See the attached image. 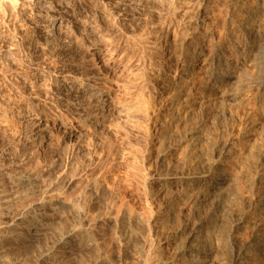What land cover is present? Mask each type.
Here are the masks:
<instances>
[{
	"label": "rangeland",
	"instance_id": "obj_1",
	"mask_svg": "<svg viewBox=\"0 0 264 264\" xmlns=\"http://www.w3.org/2000/svg\"><path fill=\"white\" fill-rule=\"evenodd\" d=\"M28 1L15 0L14 4L17 3L13 10L4 7L0 9V264H141L143 260H146L143 261L145 264H176V262L181 264V260L188 257V253L181 257L175 255L177 241L174 234L177 224L181 225L184 218L182 216L175 220L169 215L168 201L173 187H168L164 181H176L182 175L180 166L183 167L184 162L179 154L185 143H182V146L177 144L183 139L184 130L192 124L200 128L195 141L199 148V145L203 147L204 152L208 153L205 151L206 142L202 140L210 135L207 132L211 130V134L219 132L226 137L237 134L238 142L250 144L248 149L239 147V149L242 148L240 153L238 149L234 155L243 153L246 156V152L249 153V149L254 147L252 157L257 159L258 146L264 147L262 143L264 142V117L256 115L257 112L250 113L248 106L234 96L238 88L241 89L240 91L243 90V93L246 90L248 97L253 98L251 101L254 103L251 101L250 103L256 104L255 106L261 105V99L256 95V88L248 83L264 77V26H261L264 25L262 19L264 16L255 21L260 42L252 51H249L247 39L234 43L229 34L227 26L230 23L231 4L228 0H209L211 14L208 12L210 18L208 17L209 22H207L211 32L206 40H202L199 36L201 24L198 23V13L202 0ZM217 13L221 18L217 16ZM260 19L263 21L259 23ZM62 20H67L62 31L46 33V29L57 26L56 23ZM86 25H91L97 32L95 39L101 43L100 51H107L105 58L109 56L110 65H104L90 57L94 51L90 44L94 39ZM191 43L205 47L201 58L208 55L210 48L221 44L215 57L218 58L222 54V56L233 58L235 62H232L227 70L236 65L237 76L230 81L221 80L220 75L224 71V66L219 65L216 59L208 61L207 67L203 66L202 69L199 64L192 74L197 80L200 77L198 82L202 81L199 85L202 87L200 95L203 98L198 96L199 99L195 103L198 101L199 103L194 104L191 119L186 122L179 115L172 118L169 114L168 100L165 99L167 97L161 90L163 91L166 85L162 79L174 77ZM231 46L234 47L231 48ZM258 49H261L260 53ZM254 51L257 55H254ZM88 57L92 58L91 61ZM115 68H118V71L115 72L113 70ZM164 69L169 72H165ZM214 78L221 83L219 90L214 83ZM90 80H95L98 86L94 97L86 93L84 89L85 84ZM252 90L254 92H251ZM107 96L112 98L113 107L111 110L101 111L100 107L104 105L101 103ZM100 98L103 99L102 102ZM91 100L96 101L91 102ZM115 102L117 104H114ZM143 103L144 105L139 106ZM236 104L241 107L236 108ZM149 105L150 109H148ZM203 106L207 107V110L204 111ZM229 110L230 112H227ZM216 113L219 116L215 115ZM222 113L225 115H223L224 119H222ZM232 113L233 116H230ZM236 114L238 117L235 116ZM192 115L198 119H194ZM251 115L255 116V119ZM170 116L171 125L165 127L164 122L169 120ZM204 123L209 125L208 128H205ZM201 127L206 129H204L205 138L201 136L204 134ZM242 127L246 128L241 131ZM255 130L258 131L255 132ZM251 132H255L254 135ZM249 137H251L250 141H248ZM252 139L256 142L253 143L254 146H252ZM165 140L169 143L164 142ZM180 147L182 150L178 149ZM163 154L167 156L164 160L166 162L160 161ZM228 159L227 165L231 161ZM173 160L174 163L177 162L176 165L169 163ZM245 160L244 165L242 164V171H244H241L237 177L239 182L236 179L235 183L229 184L226 190V199L230 196L228 199L230 201L227 200V202L231 203V206H234L232 199L239 189L242 190L238 191L239 194L245 195V198L250 196L251 174L256 171L251 165L254 163L249 165V162ZM167 164L173 167L170 168ZM230 164L229 169L232 166ZM244 166L249 167L246 169ZM198 167L199 170L197 168L194 172L203 170L202 166ZM249 175L250 182L247 180ZM244 191H247V194H244ZM115 209H117L116 212ZM129 210L133 211V217L129 214ZM163 211H168V214L162 213ZM160 212L162 214H159ZM224 214L226 216L223 215L218 229L216 226V229L210 230L206 228L207 225H203L196 242L198 247H202L198 243H201V239L207 238L205 242L208 244H205V247L208 245V248L211 246L210 248L215 250L213 257L215 264L221 262L222 258L226 260L228 255L226 248L231 239H235L240 244V242L244 243L250 235L249 230L244 226L233 228L234 223L227 218V213ZM141 216L147 218L146 222ZM168 218L170 221L167 220ZM180 219L181 221L178 222ZM207 231H209L208 235L205 234ZM217 231L221 233L218 234ZM210 235L212 238L209 237ZM221 245L223 248L220 247ZM216 246L219 247L216 248ZM153 248L160 250V254L155 253L156 250ZM156 256L159 258L155 259ZM215 257L218 258L216 261ZM151 259L156 261L152 262Z\"/></svg>",
	"mask_w": 264,
	"mask_h": 264
},
{
	"label": "bare ground",
	"instance_id": "obj_2",
	"mask_svg": "<svg viewBox=\"0 0 264 264\" xmlns=\"http://www.w3.org/2000/svg\"><path fill=\"white\" fill-rule=\"evenodd\" d=\"M14 1L15 0H0V9H2L3 7L4 8H7L8 10L10 9V10H13L14 9V7H15V4L18 2H16L15 4H14ZM123 1V0H122ZM126 1V0H125ZM132 1H134V0H132ZM152 1V0H151ZM154 1H158V0H154ZM162 1V0H161ZM160 1V2H161ZM165 1H168L169 2V0H165ZM214 1V0H213ZM229 2H230V4H231V9H230V14H229V19H230V23H228L229 25L227 26L228 27V31L230 32L229 34H231V36H232V41H234V43L235 42H240L241 40H246L247 39V41H248V49H249V51H252V49L253 48H255L256 47V45L258 44V42H260L259 41V37L258 36H260L259 35V32L256 30V26L255 25H257L256 23H255V21H256V19H258V18H260V17H262V16H264V0H228ZM28 2H30V0L28 1ZM33 2V1H32ZM172 2V1H171ZM170 2V3H171ZM176 2V1H175ZM178 2V1H177ZM24 3V2H23ZM40 3V2H39ZM126 3V2H125ZM128 3V2H127ZM136 3H138V2H136ZM152 3V2H151ZM162 3V2H161ZM169 3V4H170ZM212 3V2H211ZM160 4V3H159ZM200 4V3H199ZM19 5H20V3H19ZM41 5V4H40ZM42 5H44V4H42ZM131 5H132V3H131ZM134 5V4H133ZM136 5V4H135ZM162 5V4H161ZM173 5V4H172ZM213 5V4H212ZM211 5V6H212ZM227 6V5H226ZM45 7H46V4H45ZM44 7V8H45ZM135 7V6H134ZM169 7V6H168ZM179 7V6H178ZM182 7V6H181ZM48 8V7H47ZM140 8H141V6H140ZM46 9V8H45ZM51 9V8H50ZM50 9H48V10H50ZM167 9V8H166ZM210 9H211V7H210ZM225 9V8H224ZM227 9V8H226ZM229 9V8H228ZM7 10V11H8ZM19 10V9H18ZM17 10V11H18ZM132 10V9H131ZM141 10V9H140ZM174 10V9H173ZM178 10V9H177ZM225 11V10H224ZM223 11V12H224ZM37 12V11H36ZM44 12V11H43ZM43 12L41 13V14H43ZM208 12H209V0H202V2H201V5H200V8H199V13H198V23H200L201 25V31L199 32V36H200V38L202 39V40H206L208 37H209V34H210V32H211V27L208 25V19L210 18L209 17V15H208ZM222 12V11H221ZM228 12V11H227ZM3 13V12H2ZM9 13V12H8ZM7 13V14H8ZM39 13V12H38ZM171 13H172V11H171ZM210 14H211V12H209ZM224 13H226V12H224ZM16 14V13H15ZM104 14V13H103ZM11 15V14H10ZM46 15V14H45ZM132 15H133V12H132ZM172 15V14H171ZM174 15V14H173ZM216 15V14H215ZM220 15H221V13H220ZM213 16V15H212ZM217 16H219L218 15V13H217ZM224 16H226V15H224ZM223 16V17H224ZM1 17V16H0ZM4 17V16H3ZM108 17V16H107ZM209 17V18H208ZM215 17V16H214ZM220 17V16H219ZM49 18V17H48ZM64 18V17H63ZM173 18V17H172ZM216 18V17H215ZM218 18V17H217ZM221 18V17H220ZM225 18V17H224ZM170 19V18H169ZM263 20H264V18H262ZM50 20V19H49ZM68 20V19H67ZM66 20V21H67ZM85 20V19H84ZM89 20V19H88ZM197 20V19H196ZM262 20V21H263ZM66 21L65 20H62V21H59V23H56V25L57 26H52L51 24V26L52 27H50L49 29H46V33H50V32H59V31H62L64 28H65V26H66ZM169 21H171V20H169ZM177 21H178V19H177ZM208 21V22H207ZM213 21H215V20H213ZM212 21V22H213ZM228 21V20H227ZM260 21H261V19L259 20V23H260ZM261 21V22H262ZM57 22V21H56ZM83 22V21H82ZM94 22V21H93ZM229 22V21H228ZM258 22V21H257ZM88 23V22H87ZM86 23V24H87ZM169 23V22H168ZM167 23V24H168ZM176 23V22H175ZM179 23V22H178ZM197 23V22H196ZM20 24V23H19ZM46 24V23H45ZM49 24V23H48ZM97 24V23H96ZM213 24V23H212ZM41 25H43V24H41ZM47 25V24H46ZM46 25L44 26V27H46ZM171 25H173V24H171ZM224 25H225V23H224ZM260 25V24H259ZM258 25V26H259ZM82 26V25H81ZM179 26V25H178ZM197 26V25H196ZM257 26V27H258ZM262 27L264 26V25H261ZM44 27H43V29H44ZM49 27V26H48ZM47 27V28H48ZM68 27V26H67ZM67 27H66V29H67ZM83 27V26H82ZM85 27V26H84ZM86 27L88 28V29H90L91 30V34H92V38L94 39V41H91V46H92V49L94 50V51H92V55H90V57L92 56V58H93V60H99L100 62H102L104 65H110L109 63L111 62L110 61V59L107 57V58H105L106 56H105V54H106V52L107 51H100L101 49H99L100 47L99 46H101V43H99V41L98 40H96L95 39V36H96V31L95 30H93V27L91 26V25H86ZM92 27V28H91ZM95 27V26H94ZM86 28V29H87ZM97 28V27H96ZM100 28V27H99ZM40 29H42V28H40ZM69 29V28H68ZM172 29H174V28H172ZM262 29V28H261ZM45 31V30H44ZM66 31H68V30H66ZM65 31V32H66ZM215 31V30H214ZM88 32V31H87ZM45 33V32H44ZM214 33V32H213ZM237 33V34H236ZM52 34V33H51ZM65 34V33H64ZM67 34V33H66ZM68 34H69V32H68ZM99 34H102V33H100L99 32ZM221 34H223V33H221ZM220 34V35H221ZM236 34V35H235ZM264 34V33H263ZM58 35V34H57ZM87 35H88V33H87ZM193 35V34H192ZM55 36V35H54ZM103 36H104V34H103ZM70 37V36H69ZM224 37V36H223ZM239 37V38H238ZM59 38V37H58ZM67 38H68V35H67ZM228 38V37H227ZM243 38V39H242ZM47 39V38H46ZM98 39V38H97ZM103 39V38H102ZM213 39V38H212ZM230 39H231V37H230ZM56 40V39H55ZM59 40H62V39H59ZM105 40V39H104ZM215 40V39H214ZM213 40V41H214ZM223 40V39H222ZM47 41V40H46ZM101 41H103V40H101ZM193 41V40H192ZM208 41V40H207ZM217 41V40H216ZM219 41V40H218ZM228 41V40H227ZM264 41V40H263ZM262 41V42H263ZM49 42V41H48ZM104 42H106V41H104ZM46 44H47V42H45ZM50 43V42H49ZM196 43V42H195ZM220 43H221V41H220ZM225 43V42H224ZM45 44V45H46ZM52 44V43H51ZM50 44V45H51ZM225 44H227V43H225ZM231 44H233V43H231ZM230 44V45H231ZM84 45V44H83ZM105 45V44H104ZM187 45V44H186ZM212 45V44H211ZM220 45L221 44H217V45H213L214 47H212V48H210V50H208L207 48H206V50H208L209 51V53H207L208 55L204 58H201V56H203V54H204V48L203 47H201V46H199V45H197V44H192L191 43V45H190V48L189 49H187L186 47V53H185V56H184V59H183V62H182V64L180 65V67H179V69L176 71V73L174 74V72H175V70H174V72H173V74H174V77L173 78H171V79H167L166 77L165 78H161L162 80H164V82H166V85L163 87L164 88V90L162 91L161 90V92H162V94H165L166 95V97L167 98H165V99H167L168 100V105H169V107H170V113L169 114H171V116H172V118L174 117V116H176V115H179V116H181V118L184 120V121H189L191 118V111L193 110L192 108H193V106H194V104L195 105H197L198 103H199V101H198V103H195L199 98H198V96L200 95V93H201V85H199L200 84V82L202 83V81H200V82H198V80L200 79V77H198L199 79L197 80V78H196V76H194V74H192L194 71V69L195 68H198V66H199V64H201L200 65V67H201V69H202V67L203 66H206V63H208V61H213V60H215L216 59V61L218 62V64L219 65H221L222 64V66H224L223 68H224V71L221 73V75H220V77H221V80L222 79H225V80H228V81H230V80H233L236 76H237V68H236V65H234V67L232 68V69H229V70H227V67L230 65V64H232V62L234 63L235 61L233 60V58H231L230 56H222V54L220 55V57L218 56V58H216L215 57V55L216 54H218V49L220 48ZM238 45V44H237ZM107 46V45H106ZM105 46V47H106ZM109 46V45H108ZM107 46V47H108ZM84 47V46H83ZM153 47V49H154V45L152 46ZM155 47H158V46H155ZM224 47V46H223ZM232 47H234V46H231V48ZM238 47V46H237ZM242 47V46H241ZM84 48H86V47H84ZM90 49V48H89ZM108 49H110V48H108ZM223 49V48H222ZM228 49H230V48H228ZM238 49V48H237ZM241 49V48H240ZM239 49V50H240ZM88 50V49H87ZM113 50V49H112ZM224 50H225V48H224ZM245 50H246V48H245ZM259 50V49H258ZM257 50V51H258ZM7 51V50H6ZM83 51V50H82ZM90 51V50H89ZM111 51V50H110ZM110 51H108V52H110ZM260 51H261V49L258 51L259 53H260ZM2 52V51H1ZM5 52V51H4ZM223 52V51H222ZM221 52V53H222ZM255 53H254V55L256 54V51H254ZM184 53V52H183ZM206 53V52H205ZM220 53V52H219ZM224 53H225V51H224ZM230 53V52H229ZM228 53V54H229ZM232 53V52H231ZM242 53V52H241ZM10 54V53H9ZM86 54H88V53H86ZM110 55H111V53H109ZM238 54H240V53H238ZM247 54V53H246ZM250 54V53H249ZM206 55V54H205ZM242 55V54H241ZM254 55H253V58H254ZM257 55V54H256ZM10 56V55H9ZM243 56V55H242ZM258 56H259V54H258ZM11 57V56H10ZM117 57V56H116ZM7 58V57H6ZM9 58V57H8ZM91 58V59H92ZM110 58H111V56H110ZM242 58V57H241ZM249 58V57H248ZM260 58V57H259ZM88 59H89V57H88ZM91 59H89L90 61H91ZM118 59V58H117ZM242 59H244V57L242 58ZM255 59V58H254ZM182 60V59H181ZM119 61V60H118ZM240 61V60H239ZM248 61H249V59H248ZM116 62H117V60H116ZM251 63H252V60L250 61ZM93 63V62H92ZM243 63V62H242ZM112 64V63H111ZM241 64V63H240ZM262 64V63H261ZM120 65V64H119ZM210 65V64H209ZM92 66V65H91ZM102 66V65H101ZM112 66V65H111ZM170 66V65H169ZM241 66V65H240ZM256 66V65H255ZM97 67V66H96ZM121 67H123V66H121ZM121 67H120V69H121ZM199 67V68H200ZM207 67V66H206ZM217 67V66H216ZM244 67V66H243ZM93 68H95V67H93ZM107 68V67H106ZM114 68V67H113ZM178 68V67H177ZM257 68H259L258 66H257ZM99 69H101V68H99ZM102 69H103V67H102ZM119 69V70H120ZM97 70V69H96ZM115 72L116 71H118V68L116 69H113ZM122 70V69H121ZM165 70V72H169V70H166V69H164ZM210 70H211V68H210ZM216 70V69H215ZM214 70V71H215ZM220 70V69H219ZM259 70H260V68H259ZM259 70H258V72H259ZM213 71V70H212ZM96 72H98V70L96 71ZM112 72V71H111ZM172 72V71H171ZM199 72V71H198ZM197 72V73H198ZM206 72V71H205ZM260 72H262V71H260ZM119 73V72H118ZM117 73V74H118ZM159 73V72H158ZM161 73V72H160ZM211 73V72H210ZM101 74V73H100ZM117 74H115V75H117ZM162 74V73H161ZM164 74V73H163ZM212 74V73H211ZM62 75V74H61ZM66 75V74H65ZM64 75V76H65ZM213 75V74H212ZM254 75V74H253ZM96 76V75H95ZM201 76V75H200ZM206 76V75H205ZM262 76V75H261ZM83 77V76H82ZM109 77V76H108ZM113 77V76H112ZM172 77V76H171ZM207 77V76H206ZM60 78H61V76H60ZM73 78V77H72ZM100 78V77H99ZM102 78H105V77H102ZM110 78V77H109ZM238 78V77H237ZM255 78V77H254ZM253 78V79H254ZM35 79V78H34ZM78 79V78H77ZM106 79H108V78H106ZM207 79V78H206ZM253 79H251V80H253ZM100 80V79H99ZM104 81V80H103ZM207 81V80H206ZM235 81V80H234ZM236 81H237V79H236ZM235 81V82H236ZM59 82V81H58ZM61 82V81H60ZM85 82V81H84ZM98 82V81H97ZM203 82H204V80H203ZM238 82V81H237ZM236 82V83H237ZM248 82V81H247ZM109 83V82H108ZM207 83V82H206ZM214 83L216 84V87L218 88V90H219V87L221 86V83H220V81H217V78H214ZM219 83V84H218ZM228 83H230V82H228ZM244 83V82H243ZM59 84V83H58ZM70 84V83H69ZM74 84V83H73ZM104 84H105V82H104ZM115 84V83H114ZM231 84H233V82L231 83ZM248 84H252V86H254V88H256L255 89V91L257 90V92H256V95L258 96V97H260L259 99H261V105H258V106H255V105H252L251 103H250V101H251V98H252V96H251V98H249L248 97V93H245V91H244V93H243V90L242 91H240L241 89H239L238 88V91H237V93L235 94V96H234V98H236V99H239L238 101H241V102H244L245 104L244 105H246V106H248V109H249V112L250 113H253V112H257V114L256 115H261L262 117H264V77H262V78H257V80H254L253 81V83H248ZM79 85V84H78ZM102 85V84H101ZM108 85H110V84H108ZM211 85V84H210ZM209 85V86H210ZM227 85V84H226ZM230 85V84H229ZM247 85V84H246ZM205 86V85H204ZM207 86V85H206ZM208 86V87H209ZM224 86V85H223ZM249 86V85H248ZM58 87H60V86H58ZM67 87V86H66ZM71 87V86H70ZM98 86H96V82H95V80H90V81H88L86 84H85V86H84V89H85V91H86V93H88V94H92V96L93 95H96L95 94V92H96V89H98L97 88ZM211 87H212V85H211ZM210 87V88H211ZM215 87V88H216ZM227 87V86H226ZM231 87V86H230ZM64 88V87H63ZM104 88V87H103ZM109 88H111V87H109ZM224 88V87H223ZM232 88H233V86H232ZM235 88V87H234ZM70 89V88H69ZM107 89V88H106ZM112 89H114V88H112ZM206 89H207V87H206ZM209 89V88H208ZM231 89V88H230ZM74 90V89H73ZM72 90V91H73ZM111 90V89H110ZM115 90V89H114ZM204 90V89H203ZM202 90V91H203ZM210 90V89H209ZM212 90V89H211ZM210 90V91H211ZM227 90V89H226ZM226 90H225V93H226ZM231 90H233V89H231ZM236 90H237V87H236ZM236 90H234V92L236 91ZM76 91V90H75ZM82 91V90H81ZM222 91H224V89L222 90ZM74 92V91H73ZM102 92V91H101ZM156 92V91H155ZM208 92V91H207ZM213 92H214V90H213ZM247 92H249V91H247ZM251 92H254L253 90L251 91ZM75 93V92H74ZM85 93V94H86ZM212 93V92H211ZM227 93H228V91H227ZM233 93V92H232ZM78 94V93H77ZM79 94H81V93H79ZM203 94H204V92H203ZM220 94H222V92H220ZM252 94V93H251ZM84 95V94H83ZM100 95V94H99ZM106 95V94H105ZM108 95H110V94H108ZM209 95V94H208ZM226 95V94H225ZM253 95V94H252ZM88 96V95H87ZM104 96V95H103ZM113 96V95H112ZM164 96V95H163ZM216 96V95H215ZM250 96V95H249ZM86 97V96H85ZM89 97H91V96H89ZM94 97V96H93ZM115 97H116V95H115ZM158 97V96H157ZM161 97V96H160ZM200 97H201V95H200ZM206 96H204V98H205ZM221 97V96H220ZM255 97V96H254ZM103 98V97H102ZM102 98H100V99H102ZM164 98V97H163ZM201 98H203V97H201ZM90 99V98H89ZM95 99V98H94ZM117 99V98H116ZM140 99V98H139ZM206 99V98H205ZM212 99V98H211ZM222 99V98H221ZM228 99V98H227ZM235 99V100H236ZM253 99V98H252ZM85 100V99H84ZM203 100V99H202ZM93 101H96V100H91V102H93ZM103 101V99L101 100V102ZM204 101V100H203ZM202 101V102H203ZM222 101V100H221ZM227 101V100H226ZM237 101V100H236ZM82 102V101H81ZM84 102V101H83ZM100 102V103H101ZM137 102H138V100H137ZM252 102V101H251ZM87 103V102H86ZM96 103V102H95ZM140 103H142V102H140ZM206 103V102H205ZM208 103V102H207ZM252 103H254V102H252ZM259 103V104H260ZM87 104H89V103H87ZM91 105H92V103H90ZM89 104V105H90ZM101 104H104V105H102L101 107H100V109H101V111L102 110H105V111H108V110H111V108L113 107V102H112V98L111 97H105L104 98V101L101 103ZM114 104H117L116 102L114 103ZM138 104V103H137ZM210 104V103H209ZM208 104V105H209ZM231 104H232V101H231ZM94 105V104H93ZM92 105V106H93ZM119 105V104H118ZM135 106H136V104H134ZM142 105H144V103L143 104H141V105H139V106H142ZM200 105V104H199ZM198 105V106H199ZM203 105V104H202ZM201 105V106H202ZM206 105V104H205ZM207 105V106H208ZM98 106V105H97ZM116 105H114V107H115ZM138 106V105H137ZM136 106V107H137ZM138 106V107H139ZM232 106V105H231ZM230 106V107H231ZM237 106H239V105H237L236 104V108H237ZM117 107V106H116ZM204 107V106H203ZM239 107H241V106H239ZM143 108V107H142ZM151 107H150V105H149V108L148 109H150ZM199 107H197V109H198ZM205 108V107H204ZM207 108V107H206ZM204 109V111L205 110H207V109ZM88 109V108H87ZM138 109V108H137ZM203 109V108H202ZM99 110V109H98ZM113 110V109H112ZM142 110V109H141ZM147 110V109H146ZM152 110V109H151ZM167 110V109H166ZM214 110V109H213ZM95 111V110H94ZM136 111V110H135ZM140 111V110H139ZM145 111V110H144ZM143 111V112H144ZM110 112V111H109ZM142 112V111H141ZM141 112H139L140 114H141ZM152 112V111H151ZM150 112V113H151ZM193 112V111H192ZM202 112H203V110H202ZM212 112V111H211ZM227 112H230V110L229 111H227ZM236 112V111H235ZM99 114H100V112H98ZM153 113V112H152ZM195 113V112H194ZM199 113H201V112H199ZM204 113H206V112H204ZM218 113V112H217ZM217 113L215 114V115H217ZM219 113H221V112H219ZM218 113V114H219ZM224 113V112H223ZM222 113V119H224L223 118V114ZM32 114V113H31ZM62 114V113H61ZM96 114V113H95ZM108 114V113H107ZM107 114H106V116H107ZM145 114V113H144ZM166 114V113H165ZM226 114V113H225ZM245 114V113H244ZM2 115H3V113H2ZM8 115V114H7ZM60 115V114H59ZM201 115V114H200ZM202 115H203V113H202ZM214 115V114H213ZM247 115V114H246ZM250 115V114H249ZM36 116V115H35ZM62 116V115H61ZM102 116V115H101ZM105 116V117H106ZM145 116V115H144ZM169 116V115H168ZM171 116H170V118H168L169 120H166L165 122H164V125H165V127H168L169 126V124H170V122H171ZM193 116V115H192ZM195 116H197V114L195 115ZM210 116V115H209ZM217 116H219V115H217ZM225 116V115H224ZM230 116H233V113H232V115H230ZM235 116H237V114L235 115ZM243 116V115H242ZM245 116V115H244ZM243 116V117H244ZM251 116H253V115H251ZM4 117V116H3ZM3 117H2V119H3ZM100 117V116H99ZM104 117V116H103ZM166 117V116H165ZM194 117V116H193ZM205 117V116H204ZM208 117V116H207ZM238 117V116H237ZM249 117V116H248ZM247 117V118H248ZM254 117V119H255V116H253ZM66 118V117H65ZM214 118H215V116H214ZM217 118V117H216ZM228 118V117H227ZM233 118V117H232ZM240 118V117H239ZM251 118V117H250ZM249 118V119H250ZM1 119V118H0ZM165 119V118H164ZM179 119V118H178ZM194 119H198V118H196V117H194ZM199 119H201L200 117H199ZM202 119H203V117H202ZM212 119H213V116H212ZM211 119V120H212ZM236 119V118H235ZM241 119V118H240ZM252 119V118H251ZM263 119V118H262ZM66 120V119H65ZM225 120H227V119H225ZM234 120V119H233ZM257 120V119H256ZM197 121H199V120H197ZM216 121V120H215ZM221 121V120H220ZM228 121V120H227ZM229 121H230V119H229ZM241 121V120H240ZM250 121V120H249ZM253 121H255V120H253ZM263 121H264V119H263ZM263 121H262V123H263ZM59 122V121H58ZM163 122V121H162ZM192 122V121H191ZM202 122V121H201ZM246 122H248V121H246ZM28 123H30V122H28ZM182 123V122H181ZM249 123V122H248ZM255 123H256V121H255ZM258 123V122H257ZM260 123V122H259ZM58 124V123H57ZM173 124V123H172ZM175 125H176V123H174ZM173 124V125H174ZM205 124V128H208V126L206 125V123H204ZM208 124V123H207ZM236 124H237V122H236ZM253 124V123H252ZM171 125V124H170ZM193 125V124H192ZM191 125V127H187L186 129L185 128H183V129H185L184 130V134H182V135H184L183 136V139L181 140V141H178L179 143L177 144V146L178 145H181L182 143H185V145H183L184 147H183V150L181 149V147L180 148H178V149H181L182 150V152L179 154V155H181L180 157L182 158V162H184V164H183V167L182 166H180V164H179V166L182 168V170L180 169V172H181V176L178 178V180H176V181H170V182H168V181H164V182H166L165 184L168 186V187H173V190H171L172 191V193H171V195L169 196V203H170V205H169V212L168 211H165L166 213L168 212L169 213V215L171 216V218L173 217L175 220H178L180 217H182L183 216V218H184V222H182V224L180 225L179 223L177 224L178 226H177V228H176V230H175V234H174V238H175V241H177V245H175L176 246V248H175V250H176V252H175V255L176 256H180L181 257V255L183 256L184 254H187L188 253V257L185 259L184 257V259H182L181 260V264H215V263H213V257H214V254H215V250L213 249V248H208V245H206V247H205V244H208V243H206L205 241H207V240H205V239H207V238H205L204 240L203 239H201L202 241H201V243L199 242L198 244H201V246L202 247H198L197 246V244H196V242L198 241L197 239L200 237V234H201V230H202V227H203V225H207V229L209 228L210 230H212L213 228H215L216 226H217V229H218V225L220 226V222L222 221V218H223V215H225L226 216V214H224V213H227V218H229L230 219V222H233L234 224H233V228H236V227H240L241 228V226H244V228H247L248 230H249V232H250V235H249V238L244 242V243H241L240 242V244H238L237 242H236V240L235 239H231L230 240V243L227 245V246H225V245H223V246H225V247H227L226 249H228V252L227 251H225V252H227L228 253V255H227V258H226V260H224V258H222L223 260L221 261V262H217L216 264H264V147H263V145H262V143L264 144V142H260V141H258L259 143H261V147L260 146H258L259 148L257 149V151H258V155H257V159H254L253 157H252V153L254 154V152H252V149L254 148V147H249L250 149V151H249V153L248 152H246L247 153V155L246 156H244L243 155V153H242V155L240 154V155H234V153L239 149V147H243V148H247L248 149V145L250 144L249 142V144L247 145V143H244V144H242V143H240V142H238L237 140V134L234 136V134H232V136H229V137H226L225 135H223V134H221V133H210L211 132V130H210V132L208 131L207 133H209L210 135L209 136H207L206 138H207V140H206V138H205V133L206 132H204V129H203V127H201L202 128V130H203V132H204V134H201V136L203 135V138H205V140H202V141H205L204 143V145H205V151H207L208 153H206V152H204V150H203V147H201V145H199L200 146V148L198 147V145H197V141H195V138H196V135L197 134H199L200 133V128H198V127H196L195 125L194 126H192ZM223 125V124H222ZM228 125V124H227ZM247 125V124H246ZM255 125V124H254ZM258 125V124H257ZM37 126V125H36ZM53 126V125H52ZM51 126V127H52ZM160 126H161V124H160ZM180 126V125H179ZM186 126V125H185ZM185 126H183V127H185ZM202 126V125H201ZM207 126V127H206ZM226 126V125H225ZM253 126V125H252ZM262 126V125H261ZM40 127V126H39ZM38 127V128H39ZM50 127V128H51ZM57 127V126H56ZM165 127H164V130H165ZM256 127V126H255ZM41 128V127H40ZM77 128V127H76ZM160 128H162V126L160 127ZM171 128V127H170ZM175 128H177V127H175ZM179 128V127H178ZM181 128V127H180ZM210 128V127H209ZM211 128H212V126H211ZM220 128V127H219ZM222 128V127H221ZM233 128V127H232ZM234 128H235V126H234ZM238 128H240V127H238ZM243 128L244 127H242V130L241 131H243ZM246 128V127H245ZM244 128V129H245ZM30 129V128H29ZM172 129V128H171ZM223 129V128H222ZM253 129H256V128H253ZM253 129H251V131L253 130ZM262 129V128H261ZM50 130V129H49ZM161 130V129H160ZM169 130V129H168ZM177 130V129H176ZM206 130V129H205ZM216 130V129H215ZM214 130V131H215ZM230 130V129H229ZM248 130H250L249 128H248ZM259 130V129H258ZM258 130H255V132L256 131H258ZM38 131H39V129H38ZM174 131H175V129H174ZM224 131V130H223ZM231 131V130H230ZM233 131V130H232ZM262 131H263V129H262ZM260 132L259 131V133L261 134H263V132ZM33 132V131H32ZM162 133H164L165 131H161ZM160 132V133H161ZM168 132V131H167ZM183 132V131H182ZM213 132V131H212ZM237 132V131H236ZM235 132V133H236ZM247 132V131H246ZM249 132V131H248ZM255 132H251V133H253V135H254V133ZM70 133V132H69ZM259 133H257V134H259ZM173 134V133H172ZM177 134V133H176ZM180 134V133H179ZM226 134V133H225ZM241 134V133H240ZM244 134V133H243ZM248 134V133H247ZM171 135V134H170ZM178 135V134H177ZM182 135H181V137H182ZM229 135V134H228ZM162 136V135H161ZM164 136V135H163ZM200 136V135H199ZM242 136V135H241ZM248 136V135H247ZM251 136V135H250ZM260 136V135H259ZM160 137V136H159ZM158 137V138H159ZM167 137V136H166ZM180 137V138H181ZM239 137H240V135H239ZM263 137V136H262ZM171 138V137H170ZM169 138V139H170ZM173 138V137H172ZM246 139H247V137H245ZM250 138L251 137H249V140L248 141H250ZM253 138V137H252ZM255 138V137H254ZM160 139H162V138H160ZM159 139V140H160ZM165 139V138H164ZM163 139V140H164ZM174 139V138H173ZM176 139V138H175ZM179 139V138H178ZM198 139V138H197ZM201 138L199 137V140H200ZM241 139V138H240ZM256 139V138H255ZM198 140V141H199ZM253 141H252V144L255 142L254 141V139H252ZM162 140H160V142H161ZM170 141V140H169ZM176 141V140H175ZM244 141V140H243ZM264 141V140H263ZM164 142H166V140L164 141ZM162 143H163V141H162ZM167 144L169 143V142H166ZM170 143H172V142H170ZM175 143V142H174ZM177 143V142H176ZM200 143H202L201 141H200ZM256 143V142H255ZM258 143V144H259ZM251 144V145H252ZM257 144V145H258ZM159 145V144H158ZM160 145H161V143H160ZM159 145V146H160ZM176 145V144H175ZM255 144H253L252 146H254ZM170 146V145H169ZM182 146V145H181ZM173 147H176V146H173ZM256 148H257V146H255ZM202 148V149H201ZM166 149H167V147H166ZM172 149V148H171ZM240 149H242V148H240ZM240 149H239V152L238 153H240ZM247 149H246V151H247ZM255 149V148H254ZM162 150H163V147H162ZM162 150H161V152H162ZM165 150V149H164ZM244 151H245V149H244ZM243 151V152H244ZM254 151V150H253ZM173 153V152H172ZM178 153H179V150H178ZM245 153V154H246ZM256 154H257V152H255ZM167 154V153H166ZM166 154H163L162 156H161V159H160V161H164L165 160V157H167L166 156ZM174 154V153H173ZM236 154V153H235ZM170 156H171V154H170ZM170 156H168V157H170ZM174 156V155H173ZM256 156V155H255ZM179 157V156H178ZM180 158V159H181ZM229 158V159H228ZM167 159V158H166ZM169 159V158H168ZM173 159V158H172ZM227 159L228 160H230L231 159V161H230V166L232 165V166H234L233 168H236V169H233L232 168V166H231V168L229 169V164L227 165ZM246 159V160H245ZM175 160H176V158H175ZM179 160V159H178ZM177 160V161H178ZM248 161L249 162V165H250V163H254V164H251L252 166H254V168H255V173H252L251 174V172H250V174H251V189L249 190L250 191V196L248 197L247 195V197L248 198H245V195H243V194H239V192L238 191H242V190H238V191H236V193H235V197L233 196V199H232V202H234L233 204H234V206H231L228 202H227V200L230 198V196L228 197V199H226L227 198V192H226V190H228L227 189V187L229 186V184H234L235 183V181H236V179H237V177H238V174L242 171V168H243V161ZM172 161V160H171ZM164 162H166V161H164ZM180 162V161H179ZM168 163V162H167ZM169 163H174V160H173V162H169ZM177 163V162H176ZM176 163H174L173 165H176ZM244 163H246V162H244ZM243 164V165H242ZM168 165V164H167ZM167 165H166V167H167ZM181 165H182V163H181ZM247 165H248V163H247ZM169 167H170V164L168 165ZM198 166H202V168H203V170L201 171V172H194L197 168H198V170H199V167ZM246 166V165H245ZM244 166V167H245ZM171 167H173V166H171ZM170 167V168H171ZM249 167V166H248ZM247 167V168H248ZM177 168V167H176ZM175 168V169H176ZM246 168V167H245ZM244 168V169H245ZM246 168V169H247ZM251 168H253V167H251ZM1 169V168H0ZM174 170V169H173ZM177 170V169H176ZM179 170V169H178ZM249 170V169H248ZM1 171V170H0ZM169 172H170V170H168ZM244 171V170H243ZM242 171V172H243ZM246 171V170H245ZM252 171V170H251ZM166 172V171H165ZM171 172H173L172 171V169H171ZM176 172V171H175ZM177 173V172H176ZM175 173V174H176ZM241 174V173H240ZM244 174V173H243ZM249 174V173H248ZM27 176V175H26ZM241 176V175H240ZM21 177V176H20ZM19 177V178H20ZM24 177V176H23ZM248 178H250V175H249V177H247V180L249 181L250 179H248ZM96 179V178H95ZM245 179V178H244ZM244 179H242V181L244 180ZM26 180H28V178L26 179ZM99 180V179H98ZM238 180V182H239V179H237ZM23 181H25V180H23ZM241 181V180H240ZM95 182H97V181H95ZM100 182V181H99ZM246 183H248L247 181H245ZM250 182V181H249ZM160 183V182H159ZM97 184V183H96ZM239 184H241V183H239ZM243 184V183H242ZM245 184V183H244ZM249 185H250V183H249ZM248 185V186H249ZM231 186V185H230ZM233 186V185H232ZM243 186V185H242ZM241 186V187H242ZM245 186H247L246 184H245ZM235 187V186H234ZM234 187H231V188H233L234 189ZM236 187H237V185H236ZM235 187V188H236ZM239 187V186H238ZM237 187V188H238ZM165 188V187H164ZM229 188V187H228ZM240 188V187H239ZM250 188V187H249ZM168 189V188H167ZM167 189H165V190H167ZM171 189V188H170ZM235 190V189H234ZM247 190V191H248ZM247 191H244L245 193L244 194H247L246 192ZM230 192H234L233 190L231 191L230 190ZM230 192H229V194H230ZM167 193H170V192H167ZM241 193H243V192H241ZM249 193V192H248ZM228 194V195H229ZM237 194V195H236ZM167 195V197H168V194H166ZM231 195V194H230ZM232 195H234V194H232ZM249 195V194H248ZM53 197H55V198H57L56 196H53ZM59 197V196H58ZM167 197H166V199H167ZM231 198H232V196H231ZM61 199V198H60ZM228 201H230V200H228ZM122 203V202H121ZM232 204V205H233ZM125 205V204H124ZM123 205V206H124ZM122 205H120V207H121ZM118 207H119V205H118ZM118 207H116L117 209H118ZM123 208V207H122ZM117 209H115L114 211L116 212V210ZM128 209V208H127ZM126 209V210H127ZM167 209H168V207H167ZM166 209V210H167ZM122 210V209H121ZM120 209H119V211H121ZM131 210V209H130ZM129 210V211H130ZM118 211V212H119ZM122 212H123V210H122ZM132 212L133 211H130L129 212V214L130 215H132V217H133V215L134 214H132ZM164 211L162 212V213H165ZM125 213H127V212H125ZM161 212L159 213V214H162ZM165 213V214H166ZM167 213V214H168ZM118 214V213H117ZM128 214V215H129ZM129 215V216H130ZM136 215V214H135ZM140 215H141V213H140ZM144 216H146V215H144ZM148 216H149V214H148ZM161 216V215H160ZM165 216V215H164ZM167 216V215H166ZM169 216V217H170ZM131 217V219H133ZM142 217V216H141ZM147 217V216H146ZM143 218L144 220L145 219H147V218ZM151 217V216H150ZM135 218V217H134ZM138 218H139V216H138ZM159 218V217H158ZM162 218H163V216H162ZM140 219V218H139ZM149 219V218H148ZM159 219H161V218H159ZM150 220V219H149ZM167 220H169L170 221V219L168 218ZM226 220V219H225ZM140 221V220H139ZM166 221V220H165ZM173 221V220H172ZM171 221V222H172ZM181 221V219L178 221V222H180ZM145 222H146V220H145ZM144 223V222H143ZM168 223H170V222H168ZM176 223H177V221H176ZM227 223V222H226ZM228 223H229V221H228ZM227 223V224H228ZM173 224V223H172ZM171 224V226L173 227V225ZM226 224V225H227ZM232 224V223H231ZM222 225V224H221ZM229 226H230V224H229ZM223 227V226H222ZM225 227H228V226H225ZM231 227V226H230ZM174 229V228H173ZM216 229V228H215ZM227 229H229V228H227ZM226 229V230H227ZM238 229V228H237ZM220 230H221V227H220ZM233 230V229H232ZM244 230V229H243ZM242 230V231H243ZM219 231V230H218ZM217 231V233L218 234H220L221 232H218ZM222 231V230H221ZM225 231V230H224ZM242 231H241V233H242ZM204 232V231H203ZM236 232V231H235ZM247 232V231H246ZM216 233V234H217ZM244 233H245V231H244ZM205 234H209V231H207V232H205ZM236 234H237V232H236ZM245 234H247V233H245ZM204 235V234H203ZM222 235V234H221ZM227 235V234H226ZM230 235V234H229ZM235 235V234H234ZM173 236V235H172ZM206 236V235H205ZM212 236H215V235H212ZM219 236V235H218ZM218 236H217V238H218ZM223 236H225L224 235V233H223ZM228 236V235H227ZM240 236H243V235H240ZM246 236V235H245ZM244 236V237H245ZM209 237H211V235L209 236ZM208 237V238H209ZM248 237V236H247ZM173 238V237H172ZM202 238V237H201ZM212 238V237H211ZM210 238V239H211ZM219 238H220V236H219ZM218 238V239H219ZM222 238V237H221ZM231 238V237H230ZM210 239H208V240H210ZM218 239H217V241H218ZM223 239V238H222ZM150 240V239H149ZM153 240V239H152ZM238 240V239H237ZM212 241V240H211ZM222 241V240H221ZM145 242H146V240H145ZM153 242V241H152ZM171 242V241H170ZM215 242V241H214ZM224 242V241H223ZM226 243H227V241H225ZM239 242V241H238ZM147 243V242H146ZM145 243V244H146ZM176 243V242H175ZM212 243V242H211ZM147 244H149V243H147ZM151 245V244H150ZM173 245V246H174ZM218 245H220V244H218ZM148 247V246H147ZM150 247V246H149ZM156 247V246H155ZM214 247V246H213ZM219 247V246H218ZM217 246H216V248H218ZM220 247H222V245L220 246ZM158 248V247H157ZM160 248V247H159ZM215 248V249H216ZM223 248V247H222ZM144 249V248H143ZM150 249V248H149ZM153 249H155V248H153ZM147 250V249H146ZM156 250V249H155ZM158 250V249H157ZM155 251V253L156 252H158V254H160L159 253V251ZM174 250V249H173ZM147 251H149V250H147ZM154 252V251H153ZM145 253V252H144ZM154 253V255H157V254H155ZM174 253V252H173ZM172 253V254H173ZM221 254V253H220ZM150 255H151V253H150ZM147 256V255H146ZM159 256H163V255H159ZM171 256V255H170ZM186 256V255H185ZM149 257H151V256H149ZM157 257L158 256H156V258L155 259H157ZM154 258V257H153ZM159 258V257H158ZM161 258V257H160ZM164 258V257H163ZM162 258V259H163ZM216 258L217 257H215V261H216ZM146 259H150V258H146ZM154 259V260H155ZM161 259V260H162ZM165 260H166V258H164ZM163 259V260H164ZM169 259V258H168ZM167 259V260H168ZM173 259H174V257H173ZM172 259V260H173ZM218 259V258H217ZM153 260V261H154ZM180 260V259H179ZM143 261H146V260H143ZM142 261V263L141 264H143L144 262ZM148 261V260H147ZM151 261H152V259H151ZM152 261V262H153ZM156 261V260H155ZM154 261V262H155ZM174 261V260H173ZM159 262V261H158ZM171 262V261H170ZM151 263V262H150ZM175 263V262H174ZM145 264V263H144ZM155 264V263H154ZM159 264V263H158ZM168 264V263H167ZM171 264V263H170ZM176 264H177V262H176Z\"/></svg>",
	"mask_w": 264,
	"mask_h": 264
}]
</instances>
